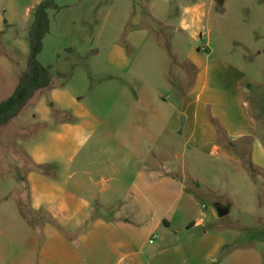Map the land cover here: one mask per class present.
<instances>
[{
  "label": "crops",
  "instance_id": "1",
  "mask_svg": "<svg viewBox=\"0 0 264 264\" xmlns=\"http://www.w3.org/2000/svg\"><path fill=\"white\" fill-rule=\"evenodd\" d=\"M247 1L250 17L241 20L218 12L215 0H148L138 9L136 22L147 15L155 33L173 26L184 40L205 38L180 65L192 68L193 79L176 105L159 91L136 94V101L126 93L134 107L123 109L122 123L104 124L59 73L34 110V122L45 124L26 150L30 229L18 243L0 240V264H264L257 244L231 246L233 227L264 221V141L243 102L245 88L264 82L249 79V55L239 53L264 54V0ZM148 36L141 28L127 40L135 50L157 49L145 44ZM131 62L115 46L111 65L127 72ZM141 75L138 69L136 79ZM53 104L72 118L55 122ZM213 120L232 146L219 142ZM244 144L246 155L234 149ZM201 195L213 197L211 208ZM215 203L229 206L223 217L242 221L218 225Z\"/></svg>",
  "mask_w": 264,
  "mask_h": 264
},
{
  "label": "rangeland",
  "instance_id": "2",
  "mask_svg": "<svg viewBox=\"0 0 264 264\" xmlns=\"http://www.w3.org/2000/svg\"><path fill=\"white\" fill-rule=\"evenodd\" d=\"M41 1L43 0H0V101L13 91L21 74L27 69L33 12ZM53 1L55 5L47 10L50 29L43 39V49L38 59L45 66L51 65V87L56 85L59 73H65L68 90L104 124H120L124 121L126 115L123 114V109L134 107L127 95L136 101V94L159 91L169 96V103L176 105L180 101L178 94L191 87L193 70L189 66L181 68L180 65L187 60L190 45L203 46L205 38L199 43L184 40L173 34V26L155 33L156 29L153 30L151 24V21H155L147 15L145 18L139 17L136 22L138 9H143L144 2L148 0ZM247 2L225 0L220 3L215 0V9L231 13V16L241 20L247 16L243 8ZM171 21H174V25L176 18L173 16ZM238 26L237 38L242 35L240 25ZM141 28L149 30L145 44L156 45L157 49L142 52L129 45L128 34ZM115 46H122L132 59L127 72H122L110 63ZM239 53L249 55L245 68L249 79L256 77L264 82V54L246 50H240ZM173 54L174 60L171 57ZM138 69L142 71L141 80L136 79ZM159 70H163L164 75L161 76ZM43 94L45 89L38 90L20 114L0 128L1 241L12 238L13 242L15 240L18 243L30 229L25 221L27 213L33 214L28 209V189L24 178L26 170L31 167L26 150L45 124L40 120L34 122L39 118L38 113L36 119L33 117ZM243 102L248 116L253 119L255 131L264 141V84H251L245 88ZM58 108L53 104L55 122L72 118L71 111L61 112ZM244 146L245 144L242 148L234 149L246 155ZM245 160L248 163L249 156H245ZM225 183L226 180L223 179V192L228 190ZM236 183L235 181L233 185L235 189ZM260 189L261 197H264V188L261 186ZM201 196L208 199L211 208L213 197ZM233 216L221 218L218 225L242 221L238 216L234 221ZM233 229L238 232L231 246L257 244L264 258L263 220L255 217L247 228Z\"/></svg>",
  "mask_w": 264,
  "mask_h": 264
},
{
  "label": "trees",
  "instance_id": "3",
  "mask_svg": "<svg viewBox=\"0 0 264 264\" xmlns=\"http://www.w3.org/2000/svg\"><path fill=\"white\" fill-rule=\"evenodd\" d=\"M53 0L41 1L33 12V23L29 33V53L27 56V69L21 74L13 91L0 101V128L8 125L26 107L38 90L47 89L52 80L51 65H43L38 55L43 49V39L50 29V19L47 10L53 7ZM219 142L232 146L233 142L225 134L223 127L215 120ZM36 169H43L44 165H35ZM247 170L254 172L255 167L247 163Z\"/></svg>",
  "mask_w": 264,
  "mask_h": 264
},
{
  "label": "water",
  "instance_id": "4",
  "mask_svg": "<svg viewBox=\"0 0 264 264\" xmlns=\"http://www.w3.org/2000/svg\"><path fill=\"white\" fill-rule=\"evenodd\" d=\"M214 208H215L219 217H223V216L227 215L229 212V206L222 205L219 203H215Z\"/></svg>",
  "mask_w": 264,
  "mask_h": 264
},
{
  "label": "built area",
  "instance_id": "5",
  "mask_svg": "<svg viewBox=\"0 0 264 264\" xmlns=\"http://www.w3.org/2000/svg\"><path fill=\"white\" fill-rule=\"evenodd\" d=\"M150 242H152V240H150Z\"/></svg>",
  "mask_w": 264,
  "mask_h": 264
}]
</instances>
